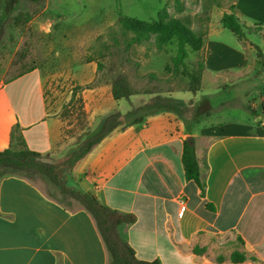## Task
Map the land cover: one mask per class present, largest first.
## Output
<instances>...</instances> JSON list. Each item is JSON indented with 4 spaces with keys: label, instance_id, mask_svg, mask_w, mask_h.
<instances>
[{
    "label": "crops",
    "instance_id": "crops-1",
    "mask_svg": "<svg viewBox=\"0 0 264 264\" xmlns=\"http://www.w3.org/2000/svg\"><path fill=\"white\" fill-rule=\"evenodd\" d=\"M234 9L244 21L240 9ZM51 26L42 30L50 34ZM218 28L211 27L205 36L203 88L210 77L232 76L258 65L255 51L232 50L213 40ZM88 66L78 67L77 81L89 120L122 110L126 101L115 100L110 84H97L98 67ZM49 78L35 68L0 84V151L20 150L18 134L42 156L65 147L67 123L51 106ZM30 89L34 95L25 91ZM249 115L212 122L210 114L193 126L175 112L150 115L142 124L118 128L105 138L68 173V184L80 185L106 207L136 217L133 224L120 227V234L142 261L235 264L233 253L244 251L249 259L243 264H264V112L258 121ZM191 136L205 190L186 178L184 143ZM228 246L232 250L226 256ZM0 264H109V253L84 207L67 208L41 183L5 176L0 177Z\"/></svg>",
    "mask_w": 264,
    "mask_h": 264
},
{
    "label": "rangeland",
    "instance_id": "rangeland-1",
    "mask_svg": "<svg viewBox=\"0 0 264 264\" xmlns=\"http://www.w3.org/2000/svg\"><path fill=\"white\" fill-rule=\"evenodd\" d=\"M5 2L6 12L12 18L20 13H28L32 17L20 19L18 23L10 19V24L5 28L0 45V84L40 68L50 76L47 96L51 106L67 123L65 147L58 154L42 156L46 163L64 165L75 151L86 146V135L96 131L102 121V117L89 120L85 111L84 90L77 81L78 67H90V63H95L98 69L99 65L102 68L101 72L98 71L97 84L109 83L118 75L123 76L136 95L132 98L133 106L143 105L156 95L177 101L178 110L175 113L185 119L189 126L210 114L212 122L230 117L239 119L248 114L244 105L251 104L255 109L260 107L264 111V72L258 74L261 70L259 63L257 67L239 74L210 77L203 91L194 96L190 92L189 75L197 70L199 61L203 59V51H191L184 64L177 67L173 59L178 55V42L170 30L171 24L180 20L197 38L204 40L210 28L218 26L213 40L232 50L245 47L247 53L250 50L257 53L251 45L255 43L264 50V31H253L242 44L236 35L221 28L220 17L236 6L243 13L244 21L241 22L244 26H260L264 30V0ZM165 10L167 17L163 16ZM124 18L138 21L140 25L123 29L120 21ZM50 24L52 32L47 34L42 29L50 27ZM66 43L71 44L70 53L63 50ZM89 72L90 68L86 74ZM227 77L231 79L227 80ZM25 91L28 95L35 94L33 89ZM123 105L124 114L131 110L127 102H123ZM263 111H259L260 115H263ZM123 123L127 125L125 119ZM68 173L70 169L62 168L59 173L61 181L67 180ZM34 181L41 183L47 192L66 206L80 205L74 197L63 193L49 177L38 175ZM229 250H232L230 246L225 250L226 256H229Z\"/></svg>",
    "mask_w": 264,
    "mask_h": 264
},
{
    "label": "trees",
    "instance_id": "trees-1",
    "mask_svg": "<svg viewBox=\"0 0 264 264\" xmlns=\"http://www.w3.org/2000/svg\"><path fill=\"white\" fill-rule=\"evenodd\" d=\"M6 0H0V45L2 44L3 37L5 35V28L10 24V19H15V23H18L20 19H31V15L28 13H20L15 18H12L10 14L6 12ZM40 4L44 0H27ZM179 2V0H177ZM163 16L167 17L168 12L165 10ZM120 24L123 29H130L133 25H140L138 21L121 19ZM222 25L224 29L229 30L242 42L248 40V35L253 31H262V27L249 28L242 24L240 18L236 15L234 7L231 12L224 14L222 19ZM172 36L178 42V55L173 59V63L178 67L184 64L185 60L189 58L191 51L194 53H200L204 49L205 39L197 38L191 29L182 21L175 20L171 24L170 28ZM257 52L258 63L261 66L260 73L264 72V50L254 45ZM102 68L99 65L98 71L101 72ZM206 67L204 64V58L198 63V68L195 72L189 75L190 78V92L197 96L203 91V77ZM112 86L113 96L116 101H126L131 110L127 113H123L117 109L108 115L102 117V121L96 131L88 133L86 146L79 148L73 156L64 165H53L46 163L43 160L41 154L30 150L22 135L18 134L15 139L20 147V150L14 151L12 149H6L0 151V177L5 176H22L28 179L34 180L38 175L47 176L53 183L59 186L63 193L74 197L80 206L84 207L95 219L98 229L103 237L105 245L109 253V264H161L159 261L147 262L138 259L134 249L121 237L120 227L123 225L133 224L136 221L134 215L122 214L118 211H114L104 204H102L97 197L80 185H69L68 181H61L59 173L62 168L66 170L70 169V173L73 172L75 167L80 161L85 159L96 146H98L105 138L110 136L118 128H124L127 126H133L142 124L146 118L150 115L160 112H175L178 102L168 97H162L156 95L144 102L143 105L133 106L131 104L132 98L136 96L127 80L123 76H119L111 79L108 83ZM96 84L89 85L88 88L94 87ZM173 104V105H172ZM244 110L247 111L253 118L258 119L261 117L259 111L255 109L251 104L244 105ZM264 112V111H263ZM86 114V112H85ZM127 121V125L124 126L123 120ZM196 122H199L198 120ZM261 123V122H260ZM80 141V140H79ZM80 145V143H77ZM183 164L185 169L186 178L189 181H194L203 190L205 187L202 182V172L197 157L196 139L195 137H189L184 143ZM48 194L58 201L61 205L67 208L64 203L53 197L52 194ZM210 208V205L208 206ZM241 247H244V241L240 242ZM198 253V248H195ZM204 252V250H202ZM249 259L246 252L236 251L233 253L232 260L235 264H243Z\"/></svg>",
    "mask_w": 264,
    "mask_h": 264
},
{
    "label": "built area",
    "instance_id": "built-area-1",
    "mask_svg": "<svg viewBox=\"0 0 264 264\" xmlns=\"http://www.w3.org/2000/svg\"><path fill=\"white\" fill-rule=\"evenodd\" d=\"M181 202H182V203H181L182 205H185V202H184V201H181Z\"/></svg>",
    "mask_w": 264,
    "mask_h": 264
},
{
    "label": "water",
    "instance_id": "water-1",
    "mask_svg": "<svg viewBox=\"0 0 264 264\" xmlns=\"http://www.w3.org/2000/svg\"><path fill=\"white\" fill-rule=\"evenodd\" d=\"M260 120V119H259Z\"/></svg>",
    "mask_w": 264,
    "mask_h": 264
}]
</instances>
